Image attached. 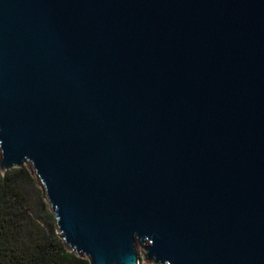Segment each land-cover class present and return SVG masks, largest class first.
Returning <instances> with one entry per match:
<instances>
[{
  "label": "water",
  "instance_id": "water-1",
  "mask_svg": "<svg viewBox=\"0 0 264 264\" xmlns=\"http://www.w3.org/2000/svg\"><path fill=\"white\" fill-rule=\"evenodd\" d=\"M24 165L89 264H264V0H0Z\"/></svg>",
  "mask_w": 264,
  "mask_h": 264
},
{
  "label": "trees",
  "instance_id": "trees-1",
  "mask_svg": "<svg viewBox=\"0 0 264 264\" xmlns=\"http://www.w3.org/2000/svg\"><path fill=\"white\" fill-rule=\"evenodd\" d=\"M30 175L24 167L0 172V264H89L57 235Z\"/></svg>",
  "mask_w": 264,
  "mask_h": 264
},
{
  "label": "rangeland",
  "instance_id": "rangeland-1",
  "mask_svg": "<svg viewBox=\"0 0 264 264\" xmlns=\"http://www.w3.org/2000/svg\"><path fill=\"white\" fill-rule=\"evenodd\" d=\"M22 167L28 169L29 173L31 174V175H30L31 177L34 176L32 169L29 168L28 165H24V166H22ZM22 167H21V168H22ZM33 178H34V177H33ZM34 179H35V178H34ZM34 185L36 186L37 191H38V189H39V194L41 195V193H43V187H42V185L38 182L37 179H35V184H34ZM42 195H43V194H42ZM41 202H42L41 205L44 207V209H46V210H48L49 212H51L50 209L47 208V207H48V204L46 203V200H45V197H44V196L42 197ZM56 232H57V235L60 236V235L58 234V231H56ZM137 251H138V256H139V258H138V259H139V264H151V263H149V262H147V261L144 260V258H145V251H144L142 248H140L139 246H137Z\"/></svg>",
  "mask_w": 264,
  "mask_h": 264
}]
</instances>
